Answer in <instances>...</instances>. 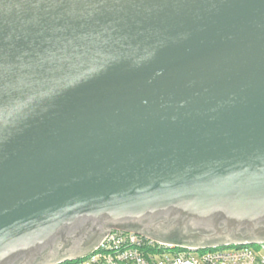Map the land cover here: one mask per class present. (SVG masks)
Wrapping results in <instances>:
<instances>
[{"label":"water","instance_id":"water-1","mask_svg":"<svg viewBox=\"0 0 264 264\" xmlns=\"http://www.w3.org/2000/svg\"><path fill=\"white\" fill-rule=\"evenodd\" d=\"M112 229L264 243V0H0V264Z\"/></svg>","mask_w":264,"mask_h":264},{"label":"built area","instance_id":"built-area-1","mask_svg":"<svg viewBox=\"0 0 264 264\" xmlns=\"http://www.w3.org/2000/svg\"><path fill=\"white\" fill-rule=\"evenodd\" d=\"M264 243L187 248L123 229L107 232L88 253L57 264H264ZM198 251V258L191 256Z\"/></svg>","mask_w":264,"mask_h":264},{"label":"flooded vegetation","instance_id":"flooded-vegetation-1","mask_svg":"<svg viewBox=\"0 0 264 264\" xmlns=\"http://www.w3.org/2000/svg\"><path fill=\"white\" fill-rule=\"evenodd\" d=\"M91 236H89V238H90ZM93 240L94 239H92L90 242L92 243L93 242ZM88 241V240H87ZM87 241H85V242H81V241H76L77 243H76V248L77 249H80V250H86L87 249Z\"/></svg>","mask_w":264,"mask_h":264},{"label":"rangeland","instance_id":"rangeland-1","mask_svg":"<svg viewBox=\"0 0 264 264\" xmlns=\"http://www.w3.org/2000/svg\"><path fill=\"white\" fill-rule=\"evenodd\" d=\"M258 249L260 253L264 255V248L258 247ZM191 256L194 258H198V251H191Z\"/></svg>","mask_w":264,"mask_h":264}]
</instances>
